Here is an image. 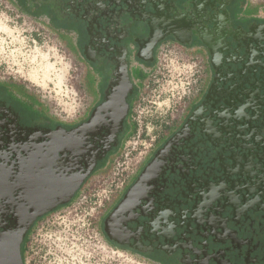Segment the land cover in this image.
I'll return each mask as SVG.
<instances>
[{
	"label": "flooded vegetation",
	"instance_id": "1",
	"mask_svg": "<svg viewBox=\"0 0 264 264\" xmlns=\"http://www.w3.org/2000/svg\"><path fill=\"white\" fill-rule=\"evenodd\" d=\"M248 1L23 0L75 30L90 98L66 121L0 84V264H30L34 232L73 221L58 211L91 176L132 159L124 149L141 139L134 112L145 67L173 43L202 55L201 90L179 122L151 138L120 196L102 203L98 233L150 264H264V11ZM75 173L86 175L71 197L31 192L41 177L66 188Z\"/></svg>",
	"mask_w": 264,
	"mask_h": 264
},
{
	"label": "rangeland",
	"instance_id": "2",
	"mask_svg": "<svg viewBox=\"0 0 264 264\" xmlns=\"http://www.w3.org/2000/svg\"><path fill=\"white\" fill-rule=\"evenodd\" d=\"M251 1L264 3V0ZM204 64L196 47L174 43L159 46L155 64L145 67L141 107L134 112L141 119L138 122L141 139L136 134L127 142L130 146L124 151H132V159L125 166L119 162L130 175L150 147L151 138L164 125L179 122L197 99ZM85 74L73 31L51 26L48 17L30 14L16 1L0 0L1 85L36 112L70 121L80 116L90 98ZM135 141L142 143L131 150ZM108 173L93 175L87 181L88 187L81 191V196L87 195L85 204H78L77 200L83 198L78 195L72 205L58 211L60 215H68L70 210L73 221L60 217L57 222L48 221L40 234L34 232L29 240V257L33 258L30 264H150L143 257L104 244L98 233L102 203L106 201L107 206L120 196L112 197L110 184L116 179L112 181L113 171Z\"/></svg>",
	"mask_w": 264,
	"mask_h": 264
},
{
	"label": "water",
	"instance_id": "3",
	"mask_svg": "<svg viewBox=\"0 0 264 264\" xmlns=\"http://www.w3.org/2000/svg\"><path fill=\"white\" fill-rule=\"evenodd\" d=\"M89 121L86 122L83 125H86L87 126L89 124ZM83 125H81V126H83ZM79 129H80V126L76 127L73 130L74 134L77 133V131ZM85 175L86 174L80 175L79 173H75L73 175L74 178L72 177L71 184H69V186H67L66 188L63 187L64 184H62V181L57 182L56 180H49L47 178H42L41 177L40 179H38V182H41V185L39 187H31L32 188L31 192H33L36 189H38V191L41 190L40 191V195L33 194V196H35V197L49 196V195H51L52 197H60V195L63 194V192L65 193V191H67L68 192L67 198H68V197H71L74 194V192L79 188V184L81 183V181L83 180V178L85 177ZM38 194H39V192H38ZM65 201H66V199H63V200L62 199L61 200L59 199L58 202L61 203V202H65ZM53 205H49V206L51 207ZM46 209L47 208H43V209L37 211L36 215L44 212ZM9 245L14 246L15 249H17L18 241L17 240L16 241H13V242L9 243ZM19 263H20V260H19Z\"/></svg>",
	"mask_w": 264,
	"mask_h": 264
},
{
	"label": "built area",
	"instance_id": "4",
	"mask_svg": "<svg viewBox=\"0 0 264 264\" xmlns=\"http://www.w3.org/2000/svg\"><path fill=\"white\" fill-rule=\"evenodd\" d=\"M115 165L116 166L113 167L111 171H109L110 174L113 171L112 181H113V179H116L115 182L113 181L114 183L110 184V186H111L110 190H111L112 197H114V196L118 197L121 194V192L123 191V187L126 184V181L128 180L129 175H130V173H128L127 170H124L123 168H121L119 166V161H116ZM132 172H133V170L131 171V173ZM107 174H109V173H107ZM89 188H91V187H89Z\"/></svg>",
	"mask_w": 264,
	"mask_h": 264
},
{
	"label": "trees",
	"instance_id": "5",
	"mask_svg": "<svg viewBox=\"0 0 264 264\" xmlns=\"http://www.w3.org/2000/svg\"><path fill=\"white\" fill-rule=\"evenodd\" d=\"M17 2L19 3V5L25 9L26 11H28V13L30 14H36V15H44L46 17H48V20H49V24L53 27H56V28H64L65 30H68V31H73L75 33V30L69 26H63V25H60V23L57 22V20L52 17L47 10H37L36 8H33V10L29 9V7H26L23 3V0H14V2Z\"/></svg>",
	"mask_w": 264,
	"mask_h": 264
},
{
	"label": "crops",
	"instance_id": "6",
	"mask_svg": "<svg viewBox=\"0 0 264 264\" xmlns=\"http://www.w3.org/2000/svg\"><path fill=\"white\" fill-rule=\"evenodd\" d=\"M7 1L14 2V0H7ZM247 3L249 4V6H251L253 8L260 7V10H258V14H262L263 13L264 10H263V8L260 5H257L255 3H253V1H251V2L248 1ZM252 13H255V12H252Z\"/></svg>",
	"mask_w": 264,
	"mask_h": 264
}]
</instances>
